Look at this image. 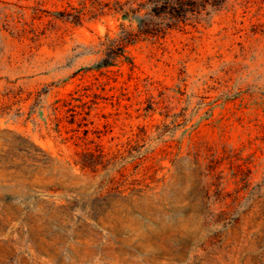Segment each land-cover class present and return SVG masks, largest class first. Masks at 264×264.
<instances>
[{"label":"rangeland","instance_id":"rangeland-1","mask_svg":"<svg viewBox=\"0 0 264 264\" xmlns=\"http://www.w3.org/2000/svg\"><path fill=\"white\" fill-rule=\"evenodd\" d=\"M70 1L0 0V264H264V0H216L104 74L100 37L137 22L114 1L76 25Z\"/></svg>","mask_w":264,"mask_h":264},{"label":"trees","instance_id":"trees-1","mask_svg":"<svg viewBox=\"0 0 264 264\" xmlns=\"http://www.w3.org/2000/svg\"><path fill=\"white\" fill-rule=\"evenodd\" d=\"M115 1V2H114ZM216 0H76L77 5L71 0L69 2L70 10L67 8L59 12L66 20L76 25H81L86 16H93L99 10L106 7L111 8L112 2L118 6L128 4L127 11H122V17L126 20L137 22V27H129L125 24L120 26L118 32L108 31L104 36L100 37L98 53L101 58L93 66L86 68V72L98 71L101 74L105 70L112 67L129 65L130 70L134 71L136 63L130 55L131 47L140 41L150 38L159 39L167 36L172 30L177 29L181 22H184L190 15L202 14L208 6H215ZM121 7V6H120ZM119 13L118 9H116ZM101 11V12H102ZM166 20L167 22L161 21ZM160 20L161 22H157ZM154 85V83H151ZM88 88H85L87 90ZM80 93L77 97L76 94ZM84 97L89 95L82 94L81 90L69 93L67 97L59 98L56 102V111L62 108H69L72 112V124L76 122V117L82 115L77 109L84 107L88 102L84 101ZM173 97L167 95L165 91L161 92V99L158 101L149 100L145 110L148 115L157 112L158 109H166L170 111V105L174 102ZM97 98L92 103H97ZM74 101H80L81 105H74ZM90 105V104H89ZM71 108V109H70ZM76 108V109H75ZM91 109L86 112L90 114ZM169 114V113H167ZM85 119V117H84ZM83 119V120H84ZM83 124L82 122L79 125ZM89 133V130L87 131ZM89 164V165H88ZM95 161L85 163L84 167L94 166ZM217 177H220L217 176ZM215 178L218 181V178Z\"/></svg>","mask_w":264,"mask_h":264}]
</instances>
